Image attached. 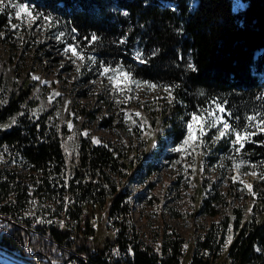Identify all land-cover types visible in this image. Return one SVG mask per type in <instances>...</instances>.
<instances>
[{"label": "trees", "instance_id": "16d2710c", "mask_svg": "<svg viewBox=\"0 0 264 264\" xmlns=\"http://www.w3.org/2000/svg\"><path fill=\"white\" fill-rule=\"evenodd\" d=\"M24 1L95 35L90 48L96 54L113 50L138 77L173 87L168 100L153 101L139 117L131 110L126 121L99 116L107 125H131L144 150L97 144L84 132L90 109L70 103L66 91L51 98L50 84L14 56L0 55V156L6 162L0 165V253L25 264H264V132L244 145L262 178L256 195L248 193L240 204H231L233 183L221 193L203 169L207 160L213 163L214 142L207 140L217 129L185 143L188 90L237 101L264 92V0H241L237 8L234 0ZM8 17L0 11V40L12 29ZM136 46L142 62L129 58ZM96 66L87 79L97 76ZM168 143L172 155L162 151ZM160 156L184 164L194 186L193 214L216 215L217 202L230 198L227 212L196 237L171 227L152 245L133 221L128 183L152 173ZM10 160L37 183L33 196Z\"/></svg>", "mask_w": 264, "mask_h": 264}, {"label": "rangeland", "instance_id": "374dc122", "mask_svg": "<svg viewBox=\"0 0 264 264\" xmlns=\"http://www.w3.org/2000/svg\"><path fill=\"white\" fill-rule=\"evenodd\" d=\"M165 1L172 4V0ZM2 2L6 7L2 11L9 16L8 19L13 22L14 27L12 26L11 31H6L4 39L0 40V55L14 56L32 70L34 78H42L46 84H50L51 98L66 91L70 94V103L90 109L92 114L86 117L87 126L84 132H92L95 143H118L130 147L136 145L139 151L144 150L145 145L141 142L138 131L131 125H125L124 122L107 125L99 116L112 114L115 119L119 115L120 121H126L128 116L125 110H131L139 117L153 101L168 100L173 84L166 80L151 81L138 77L130 69L131 64L128 61L115 59L113 50L107 55L96 54L90 48L95 35L88 36L74 30L65 20L53 13L41 10L24 0H11L12 4L23 3L25 7L30 5V11L35 9L31 17H26L23 13L17 16L18 9L14 11L9 0ZM242 5L243 1L234 0V8ZM37 13L43 15L37 18ZM43 16L50 19L45 20ZM70 47H77V56H73L71 51L65 52V49ZM130 49L129 58L142 62L140 49L137 46ZM80 56H84V59L81 60ZM95 63L97 66L92 72L97 71L98 74L92 79H87L86 75ZM104 68H108V72H104ZM188 95L192 97V101L186 120L187 136V125L194 112L206 123H215V115L220 114L217 104L231 113V118H225L229 119V123L234 127L239 126L236 130L242 133L246 130L245 126H250L254 132L258 126H264V92L247 94L246 98L240 97L238 101L228 95H206L200 90H188ZM250 117L252 119H249ZM210 128L212 126L208 124L205 132ZM216 135L217 133L212 131L210 139L207 140L214 142V146H210L214 155L213 163L207 160L203 169L209 179L216 182V187L221 193L228 190L230 183L234 184L231 188L236 191V195L231 196V204L244 203L248 193L256 195L255 184L262 178L261 165L244 149L236 151L230 144L234 139V132L221 140H216ZM188 143L194 145L197 139ZM216 147L218 149H215ZM157 148H160L159 145ZM186 149V153H189L190 147ZM162 151L172 155L175 152L174 145L168 143ZM189 160L186 158L184 162L188 164ZM5 163L4 158L0 156V165ZM7 165L14 168L20 179L27 182L28 192L33 196L37 183L29 179L26 168L12 160L7 161ZM154 165L152 173L144 171L134 175L128 183L132 195L133 221L146 242L155 245L171 227L176 228L186 239L196 237L213 220L220 219L227 212L226 200L230 197L217 202L221 212L216 215L205 212L193 214L191 194L194 186L191 178L187 177L184 164L174 165L170 158L160 156L154 160ZM151 176L154 177L153 183ZM123 179L124 177L117 176V180ZM0 259L8 264H25L2 253Z\"/></svg>", "mask_w": 264, "mask_h": 264}, {"label": "snow or ice", "instance_id": "6c2138e0", "mask_svg": "<svg viewBox=\"0 0 264 264\" xmlns=\"http://www.w3.org/2000/svg\"><path fill=\"white\" fill-rule=\"evenodd\" d=\"M9 4L14 11L18 9V11L16 12L17 16H19L20 13H23L24 16L31 17L32 13L35 12V9H31V11L29 10L31 8L30 5L28 7H25L23 3L12 4L11 0H9ZM3 8H4V4L2 0H0V11H2ZM42 15L43 14H40V13L36 14L37 18ZM43 18L45 20L50 19V17L48 16H43ZM33 22L35 23V19ZM68 51H71L73 56L78 55L77 47H70V48L65 49V52H68ZM79 58L83 60L84 56H80ZM103 71L108 72V68H104ZM217 110L220 114L215 115V123H212L210 121L206 123L204 119H202L199 115H197L196 112H194L191 115V120L189 121L187 125L188 137L185 140V143H187L190 140L191 141L196 140L197 132L199 133L200 137L205 136L206 135L205 128L208 126V124H211L212 127L217 129V135L215 137L216 140H221L223 138H226L234 132L235 136H234V139L230 141V144L236 148V151H240L241 149H243L246 143L254 142L252 140L253 135H256L260 132H264V126H258L257 131L255 132L251 130L250 126H245L246 130L242 133L241 131L236 130V127H239V126L234 127L233 125L229 123V119L225 118L226 116L228 118H231V113L226 112L224 108L219 106V104H217ZM249 119H252V118L250 117ZM71 126H72L71 124L68 125L69 128H71ZM176 151H179V149H176ZM230 240H231V237H229V242Z\"/></svg>", "mask_w": 264, "mask_h": 264}, {"label": "built area", "instance_id": "2783aa9c", "mask_svg": "<svg viewBox=\"0 0 264 264\" xmlns=\"http://www.w3.org/2000/svg\"><path fill=\"white\" fill-rule=\"evenodd\" d=\"M69 264H75V262L69 263Z\"/></svg>", "mask_w": 264, "mask_h": 264}]
</instances>
